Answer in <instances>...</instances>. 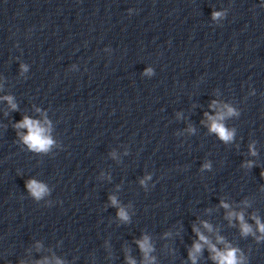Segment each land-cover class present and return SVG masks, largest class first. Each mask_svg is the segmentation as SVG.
<instances>
[{"label": "clouds", "instance_id": "obj_1", "mask_svg": "<svg viewBox=\"0 0 264 264\" xmlns=\"http://www.w3.org/2000/svg\"><path fill=\"white\" fill-rule=\"evenodd\" d=\"M213 15L216 16L219 14L214 13ZM6 99H8L9 103L11 104L12 102L11 98L7 97ZM12 106L15 109V105H12ZM229 113H231V109H229ZM222 119H223V116H218L215 118L209 117V120L212 121L210 130L217 133L221 139L228 141L231 139L232 134L223 126L222 123L219 122ZM16 127H23V128L28 129V135L24 136L23 139L29 145L31 149H34L37 151H45L48 149L49 145L52 143V141L44 135L45 130L40 127L38 121H33L29 119L28 117H24L23 120L19 124L16 125ZM28 187L32 191L33 195H35L37 198H39V196L45 191L44 187L41 184L37 183L36 181H30L28 183ZM113 203H115L114 198H113ZM119 215L122 218H126L123 210L120 211ZM239 218L242 222L243 231L245 233L250 232L251 231L250 226L243 224V216L241 215ZM257 224L260 227V231L264 232V225H260L258 220H257ZM200 238L207 243V240L205 237L201 236ZM141 248L142 250H145V252L148 250V245H147L146 240L145 242L141 243ZM195 248L197 251H199L200 245L199 244L195 245ZM235 251L236 250L233 249V250L227 251L226 253L218 252L217 255L213 258L217 259L219 261V264H237V258H236Z\"/></svg>", "mask_w": 264, "mask_h": 264}]
</instances>
